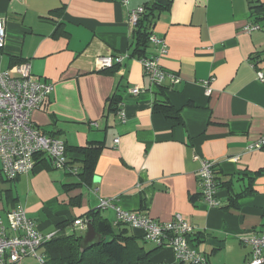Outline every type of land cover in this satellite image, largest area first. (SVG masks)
<instances>
[{
  "label": "crops",
  "instance_id": "1",
  "mask_svg": "<svg viewBox=\"0 0 264 264\" xmlns=\"http://www.w3.org/2000/svg\"><path fill=\"white\" fill-rule=\"evenodd\" d=\"M154 1L0 0V71L26 61L32 74L51 83L31 121L62 139L73 159L57 168L40 154L30 171L13 179L0 160V216L6 221L20 206L43 235L83 237L85 216L95 210L116 233L123 230L151 251L138 264H196L178 261L141 229L116 223L114 208L100 207L109 199L159 221L178 213L193 226L191 243L209 264H247V240L264 234V146L248 148L264 133V81L257 76L264 63L257 70L252 62L264 57V20L250 12L257 0H171L155 12L150 31L164 39L166 52L148 41L141 57L156 56L161 68L180 77L169 85L152 83L131 55L136 28L129 12ZM105 56L123 59L98 70L96 59ZM131 87L141 92L133 95ZM155 103L170 104L179 119ZM89 143L101 149L87 182L82 155L70 149ZM203 162L213 166L214 206L203 201ZM230 196L236 197L231 204ZM75 219L87 223L75 225ZM37 251L45 257L43 246ZM25 257L18 264H27Z\"/></svg>",
  "mask_w": 264,
  "mask_h": 264
},
{
  "label": "built area",
  "instance_id": "2",
  "mask_svg": "<svg viewBox=\"0 0 264 264\" xmlns=\"http://www.w3.org/2000/svg\"><path fill=\"white\" fill-rule=\"evenodd\" d=\"M144 6H139L129 12V24L136 26L140 16L144 13ZM258 25L248 26V29H257ZM4 21L0 17V47L4 44ZM148 41L159 47V53L166 52V43L163 38L152 32ZM120 57H97L96 68H110L114 61H121ZM145 76L155 84H175L180 77L160 67L157 57H139ZM258 79L264 81V74L257 72ZM52 90L51 83L37 78L30 71V64L26 61L17 63L10 70L0 71V160L4 175L13 179L19 174L30 171L35 164L36 154L47 155L54 167H66L67 153L62 139L44 134L31 121L32 110L38 108ZM133 95L141 92L138 87H131ZM124 120V113L120 112ZM118 139H115L117 142ZM264 146V133L257 137L249 149H259ZM197 158V156H194ZM76 172V168H69ZM200 188L203 201L214 206L218 204L217 184L213 166L210 162H203L199 170ZM100 207H112L116 212V223L127 224L139 228L146 240L158 246H167L174 251L175 257L181 262L209 264L204 255L191 243L190 235L193 226L176 213L171 220L159 221L129 212L112 204L109 199H101ZM87 221L75 219L74 224H86ZM52 238V234L43 235L35 223L27 217L22 207L8 211L6 221L0 216V264L18 263L28 255L36 256L43 264V256L37 249L43 242ZM251 257L247 264H264V234L249 238Z\"/></svg>",
  "mask_w": 264,
  "mask_h": 264
},
{
  "label": "trees",
  "instance_id": "3",
  "mask_svg": "<svg viewBox=\"0 0 264 264\" xmlns=\"http://www.w3.org/2000/svg\"><path fill=\"white\" fill-rule=\"evenodd\" d=\"M170 2L171 0H155L152 5H144L145 11L135 26V43L131 50V55L138 57L145 55L148 35L153 24V16L158 10L168 8ZM258 2L257 0L256 4L250 5V12L255 21L264 20V2ZM257 57V55L253 56L252 62L253 66L259 70L258 63H264V57L260 60ZM155 106L167 117L179 119V111L170 104L155 103ZM100 149L101 145L98 143H89L84 147L70 149L82 155L83 172L81 175L84 181L88 182L91 180L93 165ZM68 150L69 148L65 145V152L67 153ZM39 155L36 154L34 156L35 159ZM72 161V157L67 155L66 165L68 166ZM233 199H236V197H229L230 204ZM85 218L98 233V242H94L82 250L80 248L81 234H59L57 237L42 243L41 246H43V253L45 254V257L42 255L43 264H138L150 256L151 251H146L144 246L140 245L139 240L126 235L123 230L116 233L113 226L95 210L87 213Z\"/></svg>",
  "mask_w": 264,
  "mask_h": 264
},
{
  "label": "water",
  "instance_id": "4",
  "mask_svg": "<svg viewBox=\"0 0 264 264\" xmlns=\"http://www.w3.org/2000/svg\"><path fill=\"white\" fill-rule=\"evenodd\" d=\"M86 226H87L86 232L84 233L82 240L80 241V248L82 250L86 249L88 246L92 245L94 242H98V239H99V235L94 230L92 224L88 222Z\"/></svg>",
  "mask_w": 264,
  "mask_h": 264
},
{
  "label": "rangeland",
  "instance_id": "5",
  "mask_svg": "<svg viewBox=\"0 0 264 264\" xmlns=\"http://www.w3.org/2000/svg\"><path fill=\"white\" fill-rule=\"evenodd\" d=\"M147 245H150V243H147ZM38 252L39 251H37V253ZM24 259H25L26 262L28 261L27 264H40L39 261L36 258H34L33 256H27ZM15 264H18V263H15Z\"/></svg>",
  "mask_w": 264,
  "mask_h": 264
}]
</instances>
